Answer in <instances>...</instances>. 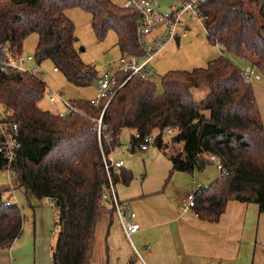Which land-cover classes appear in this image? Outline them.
<instances>
[{
    "label": "trees",
    "instance_id": "obj_1",
    "mask_svg": "<svg viewBox=\"0 0 264 264\" xmlns=\"http://www.w3.org/2000/svg\"><path fill=\"white\" fill-rule=\"evenodd\" d=\"M72 7L91 14L99 40L113 30L122 53H143L140 13L112 0H0V50L18 54L36 34L40 64L50 60L73 85H90L98 71L81 58L84 49L66 13ZM199 10L207 39L223 49L221 55L206 66L167 71L159 93L155 82L132 75L109 100L100 128L106 100L99 106L75 100L76 110L60 116L38 106L46 90L42 78L0 73V103L18 125L20 147L11 164L15 187L49 198L58 209L53 264H90L98 222L106 213L115 215L111 199L103 197L108 184L103 154L108 158L113 152L123 128L143 137L160 132L154 144L171 162L169 179L175 171H202L211 163L208 155L219 158V177L194 191L192 212L199 219L217 221L229 200L254 203L264 212V123L252 82L226 55L252 60L251 67L264 75V0H207ZM126 77L117 72V85ZM202 89L206 93L197 99ZM167 127L177 129L171 141L181 146L175 153L168 154L162 136ZM6 163L0 153V171ZM110 173L114 183L133 179L129 169ZM1 194L0 249H9L23 232L24 217L20 206Z\"/></svg>",
    "mask_w": 264,
    "mask_h": 264
},
{
    "label": "rangeland",
    "instance_id": "obj_2",
    "mask_svg": "<svg viewBox=\"0 0 264 264\" xmlns=\"http://www.w3.org/2000/svg\"><path fill=\"white\" fill-rule=\"evenodd\" d=\"M114 3L121 5V0H112ZM180 0H157L159 11L163 14H168L179 5ZM66 13L71 18L75 25V35L78 39V46L84 51L81 52V58L85 63H91L96 66L99 73L97 79H94L88 86L77 87L70 83L60 71H53L54 65L52 61L45 60L40 66L43 72V80L46 82V90L44 97L38 102V106L49 111H57L65 113L69 109L62 103L61 99L55 102L49 100L48 93H58L62 99L70 101L77 108L75 100H89L97 93L98 78L106 70L115 71L118 60L121 57V51L117 46V35L113 30H109L106 36L99 40L91 25V14L79 7L69 8ZM182 24L178 25L179 42L170 40L163 45L160 52L154 57L151 62L152 71L147 77L157 85L158 93L162 91L160 76L170 70H191L194 67L206 66L209 60L217 58L222 53V48L217 44H211L207 39L206 30L201 19H191L188 14L182 17ZM165 29V25H157L148 35L149 39L160 37ZM184 33V34H183ZM37 44V35H29L22 46L25 54L32 53ZM34 53V52H33ZM226 55L240 68L250 65L252 60H245L242 57L232 53ZM251 63H250V62ZM251 66V65H250ZM252 72V70H251ZM252 74H258L260 79L255 80L251 77L250 81L253 84L257 102L263 116L264 123V75L253 68ZM206 90L196 91V98L200 99ZM0 106L4 107L0 103ZM6 108V107H5ZM57 112H53L56 113ZM134 132L129 128H123L120 133V144L114 148L113 157L115 160L121 159L124 161L122 169H129L133 173V179L129 184L122 182L114 183L115 191L119 199V195L127 193H139L140 191H156L163 186L172 182L169 181V171L171 162L169 158L152 144L148 150L136 149L130 151L128 149L131 135ZM172 136H165L164 142L168 143V154L175 153L180 149L179 144L173 143ZM207 166L209 172L219 173V167L212 161ZM120 171V170H119ZM11 185L14 191H9V178L6 171H0V190L4 199H8L17 203L22 211L24 222L23 232L19 236V240L15 246L21 245L23 248L18 255L23 257L24 264H53L52 247L57 238V228L55 222L57 220V212L52 209L54 204L47 198H38L32 192L27 194L24 188L15 187L14 173L11 174ZM8 188V192L3 191ZM121 202V200H119ZM110 207L111 204L106 201ZM109 213L104 214L98 222L95 231V245L90 264H129L130 260L144 264V252L137 242L138 250L141 258L138 257L134 246L128 238L121 232H118L116 238L111 237L107 240V228L121 223L116 215L111 218ZM109 232V229H108ZM125 234V233H124ZM120 245V252L117 254L116 242ZM109 247V248H108ZM123 250V252H122ZM126 252V254H124ZM132 254V258L127 259L128 254Z\"/></svg>",
    "mask_w": 264,
    "mask_h": 264
},
{
    "label": "crops",
    "instance_id": "obj_3",
    "mask_svg": "<svg viewBox=\"0 0 264 264\" xmlns=\"http://www.w3.org/2000/svg\"><path fill=\"white\" fill-rule=\"evenodd\" d=\"M154 1L159 10L157 0ZM250 65L242 69L250 68L253 72ZM261 114L263 116V109ZM210 167L193 173L175 171L169 179L172 180L169 186L167 183L160 190L143 189L139 193L119 195V199L127 202L136 213L140 230L131 236V244L137 250L135 242L141 246L145 264H264V212L259 211L258 205L229 200L225 211L214 222L199 219L192 211L182 210L188 193L209 185L219 177L220 170L218 174L212 173L209 172ZM11 190L14 191V188ZM26 192L29 194V191ZM52 209L58 215V209L55 206ZM108 216L111 218L110 214ZM118 232L125 235L122 227L116 225L114 228L111 224L107 228V240L111 237L115 239ZM18 240L19 237L11 248L0 249V264H24L19 260L23 256L17 253L23 247L15 246ZM116 246L118 254L120 245L116 242ZM132 256L129 253L126 260Z\"/></svg>",
    "mask_w": 264,
    "mask_h": 264
},
{
    "label": "built area",
    "instance_id": "obj_4",
    "mask_svg": "<svg viewBox=\"0 0 264 264\" xmlns=\"http://www.w3.org/2000/svg\"><path fill=\"white\" fill-rule=\"evenodd\" d=\"M207 0H180L179 5L175 7L173 11L168 14L161 13L154 0H121V6L125 8H131L140 13V18L137 23V38L143 53L141 55L129 54L123 52L118 60L117 66L114 72L106 70L101 74L98 79L97 93L94 97L89 99L90 103L94 106H99L101 100H106L101 115L97 119L98 127H101V116L107 106L109 100L112 98L116 90L127 81L132 75L139 74L143 78H147L152 71L151 62L154 57L160 52L163 45L170 40H175L178 36V25L182 24V17L184 14H188L191 19L204 20L199 7ZM165 25V29L160 37L149 39L148 35L153 28L157 25ZM184 34V33H183ZM57 68H53V71H57ZM126 73L127 77L118 86L116 73ZM0 73H16L19 75L32 74L43 79V72L41 70L40 63L37 61L35 54L21 51L18 54L11 55L3 50H0ZM244 76L247 79L253 77L255 80L260 79L258 74H252L251 69L244 70ZM49 100L55 102L57 99H61L68 107V111L65 113L57 112L60 116L67 115L70 111L76 110V107L71 104L70 101L62 99L58 93L49 92ZM160 132L155 131L150 135L142 136L139 132H135L131 135L128 149L130 151L140 149L147 150L152 144L156 142L157 136ZM177 134V129L173 127H167L162 131V136H174ZM18 137V125L13 121V112L5 107L0 106V153L6 159L7 163L2 171L8 173L9 188L11 185V174L14 173L12 169V162L16 157L17 150L20 147ZM120 141L117 142V145ZM112 151L108 155V158L103 154L104 167L107 173L108 184L105 188L103 195L104 199L110 198L114 213L121 223V227L126 237L131 241V236L140 230V224L136 220V213L130 208L127 202L119 201L114 182L111 177L110 168L120 170L124 166V161L121 159L115 160L111 157ZM208 159L214 161L217 166L221 167L219 158L214 155H208ZM196 194L190 192L184 199L182 204L183 211H192V207L195 203ZM7 199V203H9ZM132 243V241H131ZM138 257L141 258L140 253ZM145 264V263H144Z\"/></svg>",
    "mask_w": 264,
    "mask_h": 264
},
{
    "label": "water",
    "instance_id": "obj_5",
    "mask_svg": "<svg viewBox=\"0 0 264 264\" xmlns=\"http://www.w3.org/2000/svg\"><path fill=\"white\" fill-rule=\"evenodd\" d=\"M176 42H177V43L179 42V37L176 38Z\"/></svg>",
    "mask_w": 264,
    "mask_h": 264
},
{
    "label": "bare ground",
    "instance_id": "obj_6",
    "mask_svg": "<svg viewBox=\"0 0 264 264\" xmlns=\"http://www.w3.org/2000/svg\"><path fill=\"white\" fill-rule=\"evenodd\" d=\"M177 37H178V36H177ZM177 37H176V38H177ZM175 40H176V39H175ZM179 40H180V39H179Z\"/></svg>",
    "mask_w": 264,
    "mask_h": 264
}]
</instances>
